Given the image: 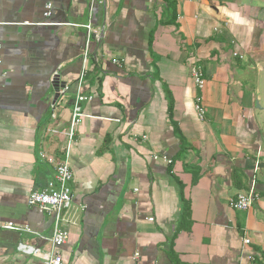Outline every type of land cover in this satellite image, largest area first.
Here are the masks:
<instances>
[{"label": "crops", "instance_id": "1", "mask_svg": "<svg viewBox=\"0 0 264 264\" xmlns=\"http://www.w3.org/2000/svg\"><path fill=\"white\" fill-rule=\"evenodd\" d=\"M169 2L0 0V264L50 250L53 219L27 200L54 178L39 154L65 159L86 42L72 25L88 23L63 263L264 264V0ZM250 188L255 206L234 210Z\"/></svg>", "mask_w": 264, "mask_h": 264}, {"label": "built area", "instance_id": "2", "mask_svg": "<svg viewBox=\"0 0 264 264\" xmlns=\"http://www.w3.org/2000/svg\"><path fill=\"white\" fill-rule=\"evenodd\" d=\"M51 5H47L44 12V17L49 18L51 16ZM74 27H83L86 30V42L85 47L82 52V70L78 79V92L72 103V112L69 124L64 131V148L63 152L65 159L62 161H56L54 157L47 155L46 153L41 152L39 154V160L47 164L53 165L55 174L53 180L48 184L47 189L44 191H31L27 204L30 207H38L40 210L50 215L53 219V228L50 236V250L47 252L40 251L38 248L33 246H28L25 244H20L18 250L25 254H31L34 256H39L44 264H64L63 259L60 253V248L64 246L68 239L69 233L64 228L66 222L65 215L70 209L73 201V195L71 190V182L73 180V172L68 163V156L73 145L76 142V134L78 127L82 124V121L85 117L83 111V105L91 100V97H88L83 94L82 84L84 81V76L87 71L88 61L92 57L91 47L93 44L92 36L94 30L90 23L86 25H72ZM1 48V45H0ZM1 62V61H0ZM116 63V61H114ZM191 78L195 87L199 91H203L206 86L205 79L200 67L191 66L190 69ZM55 79V77H54ZM66 89H63L61 94H64ZM195 111L200 120L204 119L205 110L202 106V97H198L195 102ZM156 160L158 156H153ZM163 160L167 161L166 158ZM170 162V161H168ZM259 200L254 188H250L247 192L238 194L236 198L230 200V206L234 210L238 211H249L254 206L255 203ZM153 219H149V222H152ZM3 229L12 230V231H29L27 228H17L11 223H5L2 226ZM243 243L247 246L250 244V240L245 238ZM245 264H256L252 256L247 257V262Z\"/></svg>", "mask_w": 264, "mask_h": 264}, {"label": "water", "instance_id": "3", "mask_svg": "<svg viewBox=\"0 0 264 264\" xmlns=\"http://www.w3.org/2000/svg\"><path fill=\"white\" fill-rule=\"evenodd\" d=\"M52 84H53V88L55 89V95L53 99V104H55L58 101V99L62 96L60 90L63 89L65 86L64 84L59 82L57 77H55Z\"/></svg>", "mask_w": 264, "mask_h": 264}, {"label": "trees", "instance_id": "4", "mask_svg": "<svg viewBox=\"0 0 264 264\" xmlns=\"http://www.w3.org/2000/svg\"><path fill=\"white\" fill-rule=\"evenodd\" d=\"M166 1L168 3V6L171 7L172 11L174 12L171 2H169V0H166ZM174 18L175 17L173 16V19L171 21H169V23H171L172 21H174Z\"/></svg>", "mask_w": 264, "mask_h": 264}]
</instances>
